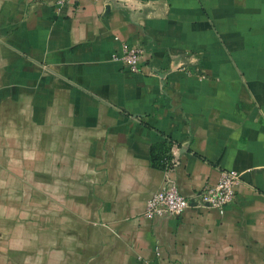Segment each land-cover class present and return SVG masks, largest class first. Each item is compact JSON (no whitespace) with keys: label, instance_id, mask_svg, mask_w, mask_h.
Instances as JSON below:
<instances>
[{"label":"crops","instance_id":"1","mask_svg":"<svg viewBox=\"0 0 264 264\" xmlns=\"http://www.w3.org/2000/svg\"><path fill=\"white\" fill-rule=\"evenodd\" d=\"M122 1L0 0V264H264V0ZM168 144L190 206L147 218Z\"/></svg>","mask_w":264,"mask_h":264},{"label":"built area","instance_id":"2","mask_svg":"<svg viewBox=\"0 0 264 264\" xmlns=\"http://www.w3.org/2000/svg\"><path fill=\"white\" fill-rule=\"evenodd\" d=\"M106 4H126L122 0H94ZM63 0H57L62 4ZM146 50L140 45L122 44L121 51L114 54L112 59L120 63L124 69L132 73L140 71L139 65L146 59ZM178 164L170 150L165 171V179L159 190L154 192L146 203L147 218H177L190 206V200L181 195L176 182L170 177V172ZM242 183L241 174L234 170H222L218 182L213 186H204L194 196L193 202L198 207L211 208L222 215L225 209L234 202L236 189Z\"/></svg>","mask_w":264,"mask_h":264},{"label":"trees","instance_id":"3","mask_svg":"<svg viewBox=\"0 0 264 264\" xmlns=\"http://www.w3.org/2000/svg\"><path fill=\"white\" fill-rule=\"evenodd\" d=\"M170 145L168 144V147L163 150L161 155L156 159V165L161 168L165 169L168 164L169 154H170Z\"/></svg>","mask_w":264,"mask_h":264}]
</instances>
